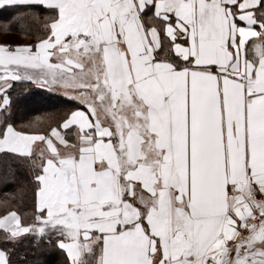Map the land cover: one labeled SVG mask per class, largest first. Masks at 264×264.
Segmentation results:
<instances>
[{"label": "snow or ice", "instance_id": "6c2138e0", "mask_svg": "<svg viewBox=\"0 0 264 264\" xmlns=\"http://www.w3.org/2000/svg\"><path fill=\"white\" fill-rule=\"evenodd\" d=\"M9 33L0 158L35 199L0 264H43L25 234L64 264H264V0H0Z\"/></svg>", "mask_w": 264, "mask_h": 264}, {"label": "trees", "instance_id": "16d2710c", "mask_svg": "<svg viewBox=\"0 0 264 264\" xmlns=\"http://www.w3.org/2000/svg\"><path fill=\"white\" fill-rule=\"evenodd\" d=\"M41 19H44L43 15H41ZM2 37L9 38L10 41H2ZM35 39L36 35L33 34L30 42H34ZM23 40L22 36L14 33L0 36V42L15 44L23 42ZM31 91L38 94L41 90L33 86ZM14 94L22 97L24 90L18 87L14 90ZM18 116H23V113H18ZM34 171L27 161L17 162L0 158V216H3L6 211H16L23 224L31 222L35 199ZM34 244L35 237L26 234L19 239L17 250L29 253L36 251L43 264H64V254L54 246L49 247L47 240L42 241L40 249H35Z\"/></svg>", "mask_w": 264, "mask_h": 264}, {"label": "rangeland", "instance_id": "374dc122", "mask_svg": "<svg viewBox=\"0 0 264 264\" xmlns=\"http://www.w3.org/2000/svg\"><path fill=\"white\" fill-rule=\"evenodd\" d=\"M1 39H2V41H10V39L6 38V37H2Z\"/></svg>", "mask_w": 264, "mask_h": 264}, {"label": "built area", "instance_id": "2783aa9c", "mask_svg": "<svg viewBox=\"0 0 264 264\" xmlns=\"http://www.w3.org/2000/svg\"><path fill=\"white\" fill-rule=\"evenodd\" d=\"M260 197H259V195H257V199H259ZM257 223H258V220H257Z\"/></svg>", "mask_w": 264, "mask_h": 264}, {"label": "crops", "instance_id": "0c3cea01", "mask_svg": "<svg viewBox=\"0 0 264 264\" xmlns=\"http://www.w3.org/2000/svg\"><path fill=\"white\" fill-rule=\"evenodd\" d=\"M259 195V194H258ZM26 235V234H25Z\"/></svg>", "mask_w": 264, "mask_h": 264}]
</instances>
